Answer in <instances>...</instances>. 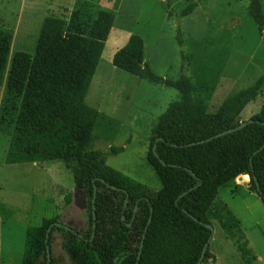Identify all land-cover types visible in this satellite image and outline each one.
I'll list each match as a JSON object with an SVG mask.
<instances>
[{"label": "trees", "instance_id": "trees-1", "mask_svg": "<svg viewBox=\"0 0 264 264\" xmlns=\"http://www.w3.org/2000/svg\"><path fill=\"white\" fill-rule=\"evenodd\" d=\"M249 9L263 33L262 1L250 0ZM115 20L112 10L78 0L68 19L45 17L33 54L19 50L10 60L12 35L0 28V84L10 61L0 127H13L6 162L62 161L75 168L90 214L87 234L69 225L51 227L59 222L56 217L28 226L21 264H55L47 256L55 229L63 232L72 264H198L208 244L202 264L216 259L214 231L207 226L213 216L230 238L245 236L238 217L218 202L220 188L248 174L250 189L264 202V104L236 129L242 111L263 87L264 73L209 112L207 99L215 85L199 98L196 88L203 91V84L197 87L191 77L155 73L138 34L115 52L113 65L181 93L154 125L146 157L162 186L151 191L106 163L94 147L100 112L86 95Z\"/></svg>", "mask_w": 264, "mask_h": 264}, {"label": "rangeland", "instance_id": "rangeland-1", "mask_svg": "<svg viewBox=\"0 0 264 264\" xmlns=\"http://www.w3.org/2000/svg\"><path fill=\"white\" fill-rule=\"evenodd\" d=\"M78 0H0V28L12 35L9 60L19 50L34 53L46 16L69 18ZM115 12L116 20L86 95L100 112L94 147L106 163L157 191L162 183L146 157L152 129L169 105L181 99L178 89L138 77L113 65V56L132 34L145 41V58L155 73L170 79L186 75L207 110L215 112L228 96L251 86L264 73V32L249 9L250 0H89ZM262 1L264 13V0ZM193 5L191 12L184 10ZM7 65L0 84V116L5 101ZM264 85L241 113V121L259 112ZM13 127H0V264H21L28 226L45 218L89 231L87 197L76 170L62 161L7 163ZM122 148L114 153L111 147ZM248 174L222 186L218 202L238 217L243 239L230 238L212 218L211 250L216 259L202 264H264V202L250 189ZM55 229L51 255L55 264H72Z\"/></svg>", "mask_w": 264, "mask_h": 264}, {"label": "water", "instance_id": "water-1", "mask_svg": "<svg viewBox=\"0 0 264 264\" xmlns=\"http://www.w3.org/2000/svg\"><path fill=\"white\" fill-rule=\"evenodd\" d=\"M246 124H247V121H246V120H245V121H242V122L238 125V127H237L236 129L242 128V127H244ZM233 130H234V129H230V130H228L227 132H231V131H233ZM200 142H202V141H200ZM192 144H194V143H192ZM248 176H249V175H248ZM249 179H250V176H249ZM94 202H95V199L93 200V207H94ZM52 226L62 227V226H66V224H64V223H62V222L59 221V222H55V223H53V224L51 225V227H52ZM207 226H208L210 229H212V231H214V226H213V225L208 224ZM51 227L49 228L48 233H49ZM46 242L48 243V237H47V239H46ZM142 245H143V242H142ZM207 248H208V244H206V245L204 246V248H203V252H202V256H201V259H200V261H199L198 264H201V262H202V260H203V258H204V254H205ZM47 256H48V260L50 261L51 258H52V255H51V248H50L49 245H47Z\"/></svg>", "mask_w": 264, "mask_h": 264}, {"label": "crops", "instance_id": "crops-1", "mask_svg": "<svg viewBox=\"0 0 264 264\" xmlns=\"http://www.w3.org/2000/svg\"><path fill=\"white\" fill-rule=\"evenodd\" d=\"M145 61H146V58H145Z\"/></svg>", "mask_w": 264, "mask_h": 264}]
</instances>
